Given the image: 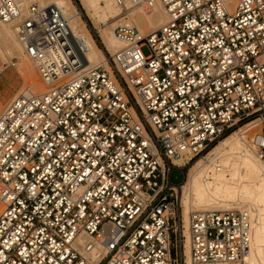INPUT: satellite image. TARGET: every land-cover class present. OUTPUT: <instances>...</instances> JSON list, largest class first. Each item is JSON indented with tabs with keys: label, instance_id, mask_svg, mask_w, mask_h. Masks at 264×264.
I'll use <instances>...</instances> for the list:
<instances>
[{
	"label": "built area",
	"instance_id": "1",
	"mask_svg": "<svg viewBox=\"0 0 264 264\" xmlns=\"http://www.w3.org/2000/svg\"><path fill=\"white\" fill-rule=\"evenodd\" d=\"M158 2L157 28L117 24L124 46L87 68L59 6L0 0L45 84L0 110V264H184L185 231L190 264H249V212L185 227L170 173L248 123L264 162V0Z\"/></svg>",
	"mask_w": 264,
	"mask_h": 264
},
{
	"label": "bare ground",
	"instance_id": "2",
	"mask_svg": "<svg viewBox=\"0 0 264 264\" xmlns=\"http://www.w3.org/2000/svg\"><path fill=\"white\" fill-rule=\"evenodd\" d=\"M20 1L25 5L39 1L40 6H59L68 20L72 35L82 39L87 47L84 48L86 60L83 66L88 68L101 61H107V56L97 48L95 40L81 19V12L76 10L71 0ZM79 2L85 14L93 21L102 44L110 54L124 46V42L114 34L115 24L133 25L144 34L157 28L166 18L158 0H155L151 7L145 6L144 2L136 6L126 3L123 7L115 4L113 0ZM110 19L114 22L110 23ZM9 50L20 51L25 55L11 24L0 21V57L4 62L13 57L9 56ZM27 71L32 73L28 65ZM41 85L37 89L36 82L30 89L42 90L45 84ZM251 126V123H248L231 131L219 139L206 155L191 162L185 180L176 189L183 206L185 227L188 214L193 210L246 209L251 219V243L246 260L249 264H264V162L258 158L251 142L247 144L244 139V134L252 129ZM182 161L176 159L174 162L179 165ZM185 235L184 264H190L186 231Z\"/></svg>",
	"mask_w": 264,
	"mask_h": 264
},
{
	"label": "rangeland",
	"instance_id": "3",
	"mask_svg": "<svg viewBox=\"0 0 264 264\" xmlns=\"http://www.w3.org/2000/svg\"><path fill=\"white\" fill-rule=\"evenodd\" d=\"M71 2L76 8V10L81 12V19L83 20L90 35L95 40L97 48L102 53H104L106 56L110 55V53L106 51L104 45L102 44L98 31L95 28L94 23H92L93 21L85 14L83 8L80 5L79 0H71ZM36 3L39 4L40 2L36 1ZM125 19L128 20L127 17ZM112 22L114 21L113 20L111 21L110 19V23ZM143 28H145V26ZM141 51L144 55H147L149 53L148 46H143L141 48ZM18 52L21 55V57L20 55H18ZM9 56H13L12 58L14 59L12 61H15L16 64L15 66H7L3 68L2 70H0V107H2L11 98L15 97V95H17L18 93L23 92L24 89L31 88V86H33V84L36 82H37V89L42 86L41 85L42 82L40 78L38 77L36 69L34 68L30 60L25 55H23L20 51L15 52L14 50L13 51L9 50ZM10 60L11 58L8 59V62H10ZM1 61L2 60L0 59V66L2 67L5 66ZM27 65L30 66L32 69L31 74L27 71ZM253 134H254L253 129L248 130L246 134H244L245 135L244 139L247 142V144H250ZM188 166L189 165H186L181 170L173 169L170 173V181L175 185L182 183L185 180L187 172L189 171L190 167ZM0 207H1V204H0ZM182 209H183V206H182ZM223 209H226V208H223ZM177 254H178V250L176 248V250H173L172 256L175 257L177 256Z\"/></svg>",
	"mask_w": 264,
	"mask_h": 264
},
{
	"label": "crops",
	"instance_id": "4",
	"mask_svg": "<svg viewBox=\"0 0 264 264\" xmlns=\"http://www.w3.org/2000/svg\"><path fill=\"white\" fill-rule=\"evenodd\" d=\"M0 59L2 60V61H1L2 63H5L1 57H0ZM3 68H4V66H3V67L0 66V70H2ZM0 110H1V107H0Z\"/></svg>",
	"mask_w": 264,
	"mask_h": 264
},
{
	"label": "trees",
	"instance_id": "5",
	"mask_svg": "<svg viewBox=\"0 0 264 264\" xmlns=\"http://www.w3.org/2000/svg\"><path fill=\"white\" fill-rule=\"evenodd\" d=\"M226 135H227V134H226ZM226 135H225V136H226ZM225 136H224V137H225Z\"/></svg>",
	"mask_w": 264,
	"mask_h": 264
}]
</instances>
